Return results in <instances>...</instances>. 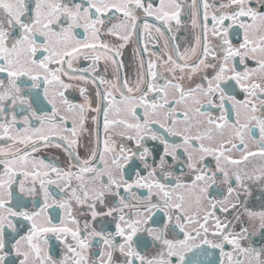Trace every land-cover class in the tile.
I'll use <instances>...</instances> for the list:
<instances>
[{"label":"snow or ice","instance_id":"1","mask_svg":"<svg viewBox=\"0 0 264 264\" xmlns=\"http://www.w3.org/2000/svg\"><path fill=\"white\" fill-rule=\"evenodd\" d=\"M214 255L264 264V0H0V264Z\"/></svg>","mask_w":264,"mask_h":264},{"label":"flooded vegetation","instance_id":"2","mask_svg":"<svg viewBox=\"0 0 264 264\" xmlns=\"http://www.w3.org/2000/svg\"><path fill=\"white\" fill-rule=\"evenodd\" d=\"M178 40L181 42V47L187 46V44L191 43L193 40V35H192V30L190 28L187 29H181V31L178 33ZM135 48V41H133L132 44L129 45L127 49H125V63H126V69L128 70L129 73V78H132V72L135 67L134 63V57H133V50ZM50 107V106H49ZM44 110H48V108H45ZM41 155H43L46 159L49 157H60L61 160H63V155L58 149H50V150H43L41 152ZM81 155H83V152H81ZM254 195L256 197H259L261 195L260 191L257 189L254 192ZM24 203L28 206L31 207V201L30 198H24ZM257 205H259L260 200H256ZM53 216L54 219H60L63 216V213L61 210H54L53 211ZM217 259V256L214 255L211 257V260L208 262V264H211V261H215Z\"/></svg>","mask_w":264,"mask_h":264}]
</instances>
